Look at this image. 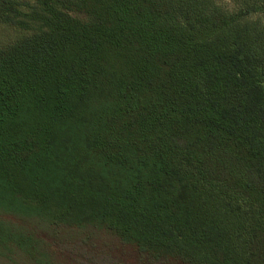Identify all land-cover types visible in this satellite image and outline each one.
<instances>
[{
    "label": "trees",
    "instance_id": "trees-1",
    "mask_svg": "<svg viewBox=\"0 0 264 264\" xmlns=\"http://www.w3.org/2000/svg\"><path fill=\"white\" fill-rule=\"evenodd\" d=\"M0 25V211L264 264V0H0ZM37 243L0 217V252Z\"/></svg>",
    "mask_w": 264,
    "mask_h": 264
},
{
    "label": "rangeland",
    "instance_id": "rangeland-1",
    "mask_svg": "<svg viewBox=\"0 0 264 264\" xmlns=\"http://www.w3.org/2000/svg\"><path fill=\"white\" fill-rule=\"evenodd\" d=\"M81 16V15H80ZM16 32L0 25V43L16 36ZM0 217L12 231H24L35 239L38 249L44 254L47 264H79L81 254L104 252L115 264H146L134 245L112 235L106 229L94 225H84L74 219L62 231V244L57 245L52 230L41 214L20 217L0 211ZM106 258V257H105ZM0 264H36L17 247L2 248Z\"/></svg>",
    "mask_w": 264,
    "mask_h": 264
}]
</instances>
